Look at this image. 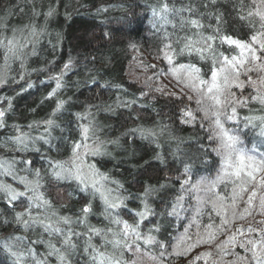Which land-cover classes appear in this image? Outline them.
I'll use <instances>...</instances> for the list:
<instances>
[{
  "label": "trees",
  "instance_id": "trees-1",
  "mask_svg": "<svg viewBox=\"0 0 264 264\" xmlns=\"http://www.w3.org/2000/svg\"><path fill=\"white\" fill-rule=\"evenodd\" d=\"M160 2L0 0V41L6 44L7 40L15 37L17 55L23 57L25 65L21 68V60L10 56L5 67V56L9 53L5 47H0V76L7 81L0 84V109L5 112L4 126L0 127V160L14 162L13 167L24 173L15 174L29 179L34 176L33 170L39 169L43 177L41 191L52 201L53 209L59 215L70 216L75 220L81 215V207L91 201L93 209L88 222L92 220L97 227L112 226L97 199L91 200L73 180L57 181L50 175V162L68 160L72 141H81L79 125L86 124L88 120H78L76 113H83L91 106L90 119H94L95 124L94 134H90L88 140L98 143L101 151V155L92 156L93 164L107 176L105 182L115 195L125 198L124 204L113 212L133 222L136 211L143 209L145 189L151 187L155 191L149 195L148 203L155 215H150L144 221L141 232L147 233L153 225L160 226V231L153 234L168 246L163 257L164 264H213V261L227 264L235 257L221 256L217 245L235 234L240 227L245 229V234L238 236V240L246 236L258 237V232L246 231L248 226L264 228L259 196L251 209V215H245L243 219L237 217L225 229L216 232L214 241L200 243L183 255L173 253L172 246L180 237L184 236L186 243H193L198 236H205L207 225L212 224L215 229L224 219L207 203L200 215L194 213L195 194L185 193L181 188L185 178L184 164H192L193 182L200 177L211 180L221 168L222 157L211 151L217 145L208 140V121L200 120L202 114H197L196 123H182L183 110H196L197 96L178 90L170 91L166 85L162 86V91H156V69L148 66H158L159 70L169 73L166 68L168 61L163 59L164 44L172 43L178 52L183 43H177L178 39L192 35L195 31L187 26L182 29L180 16L174 13L170 14L169 19L173 20L175 27L173 24L161 26L152 11L153 8H159ZM168 3L176 9L194 8V12H182L180 15L199 19L204 25L202 32L205 35L218 36L215 29L219 27L222 34L247 41L259 28L257 17L241 19L253 7L252 0H242L243 6L241 0H168ZM49 9H54L51 16L47 15ZM217 16L221 18L219 23ZM154 23L156 27H153ZM252 24H255V29ZM33 28L36 30L35 35L32 33ZM165 33L169 34L167 38ZM20 45L25 46L21 48ZM216 48L218 53L229 56L239 52L234 46L221 44L219 39ZM33 49L35 55H32ZM69 61L71 67L65 73L63 87L57 93L67 103L65 109L55 117L59 127L54 126L49 134L45 132L43 122L51 118L56 103L55 97L48 96L55 87L52 77L59 76ZM189 63L199 67L205 78L210 75V58L201 60L196 53H185L173 58V64ZM252 78H256L255 73ZM233 91L238 98L255 94L249 85L243 90L234 87ZM188 96L192 97L191 101L187 99ZM129 101L133 102L129 107L122 106ZM237 111L239 122L228 121L226 126L243 129L245 135L241 137V147L249 154L257 155V149L264 152V137L259 136V128H243L245 116L264 115L262 106L249 99L248 107H238ZM138 129H151L156 135L144 137L139 131H133ZM20 132L30 136L44 134L50 142L38 139L28 146V150L21 151V146L12 139ZM201 146L207 155H203ZM157 156L163 159H157ZM0 181L20 191L24 190V185L12 176L0 174ZM230 189V184L220 186L223 194H227ZM199 194L205 195L203 192ZM179 195H185L184 210L179 217L166 215ZM26 204L27 197L9 204L0 193V264H14L15 258L3 246L5 241L16 245L17 242L12 239L14 237L24 238L23 247H14V250L26 252L27 248H32L37 254L35 259H46L48 264H58L55 256L48 255L47 247L48 240L58 241L57 236H49L39 225L25 230L15 222V213L23 211ZM228 218L231 219L230 212ZM61 227H71L82 234L74 237L78 247L68 257L71 264H90L89 254L83 251L86 240L84 226L62 224ZM93 242L97 245L102 243L99 237L94 238ZM228 247L235 253L245 255L239 243ZM151 250L154 254L159 252L156 247ZM205 252L212 255L202 256ZM126 256H131V253H126ZM198 256L201 258L196 259ZM26 264H34V258L26 255Z\"/></svg>",
  "mask_w": 264,
  "mask_h": 264
},
{
  "label": "snow or ice",
  "instance_id": "snow-or-ice-1",
  "mask_svg": "<svg viewBox=\"0 0 264 264\" xmlns=\"http://www.w3.org/2000/svg\"><path fill=\"white\" fill-rule=\"evenodd\" d=\"M214 2V0H213ZM253 7L248 10L247 16H241V19H250L257 17L260 21L259 28L255 29V24L252 27L255 29L249 40H241L233 36L222 34L219 27L215 32L219 35H205L202 32L204 25L201 21L194 17H184L180 14L182 12H194L192 7L176 9L175 6H170L168 0H161L159 8H153V16L161 23V26L175 24L173 20L169 19L170 14L180 16V27L183 29L187 26L193 31L192 35H185L180 37L177 41H182V46L179 51L173 48L172 43H165L163 46V59L167 60L171 65L173 58L177 55H184L185 53L191 55L196 53L201 60L211 59L212 66L210 68V75L205 78V74L195 64H179L178 67L171 68V74L176 77L179 83L189 88L197 96L195 103L197 105L194 111L191 108L183 110L181 117L182 123L192 124L197 122V114L201 121H208L209 135L208 140L217 146L211 151L216 152L222 157V165L214 179L209 180L207 177H200L195 182L192 181L191 171L192 164L185 163L183 167V183L181 185L182 191L188 194H195L196 206L193 211L196 215H200L203 211L204 205L210 204L212 209L218 216L224 217L219 226L215 229L212 224L206 226L205 236L199 237L193 243H186L184 236L180 237L175 245L172 246L173 253L176 255H183L200 243H209L216 239V232L226 228L237 217L243 219L245 215H251V209L255 206L257 196H259V209L264 214V152H259L257 155L249 154L242 145V135H245L243 129L240 127H227L228 121L239 122L238 107H248L249 99L258 102L264 110V0H252ZM242 5V0H241ZM243 6V5H242ZM54 9H49L48 16L53 15ZM220 17L217 16V22H220ZM156 27V24H153ZM33 35L36 34L35 28L32 30ZM168 33H165L166 38ZM219 39L221 44H228L234 46L239 52L236 55H225L223 52H217L216 41ZM25 45H20L24 47ZM0 47H5L8 56H5V67H7V60L15 57L21 60L20 67L24 68L23 57L17 55V44L15 37L4 41H0ZM33 49L32 55H35ZM71 61L64 65V70L59 76H54L55 87L48 93V96L55 97V107L51 113V118L43 122L45 125V132L50 134L51 129L59 127L55 117L64 109L67 101L60 99L57 96L58 91L63 87V77L70 69ZM148 67L154 68V65ZM183 72V76L179 75ZM256 74V78H252V74ZM244 76L245 79H241ZM7 83L3 76H0V84ZM249 85L254 95L237 97L233 88L240 90L245 89ZM31 87V85H29ZM156 91H162L157 88ZM175 94V93H173ZM189 101L192 100L188 96ZM131 101L124 102L122 106L129 107ZM10 106V104H9ZM89 110L83 113H76L78 120L87 119L86 124H80L81 141H72L71 156L65 161H51L50 175L57 181L61 180H76L82 186L81 190L87 192L89 185L94 190L92 195L99 193L100 198L105 205L104 215L109 220L112 226L97 227L88 222L89 214L92 212L93 205L89 201L85 203L81 209V215L75 220L70 216L59 215L53 209L52 201L48 199L44 192L41 191L43 187L41 181L43 177L39 169H35L34 176L29 179L27 176H17L13 169L14 162L0 161V174L12 176L13 179H18L24 185V190L20 191L11 184L0 181V193H2L9 204H14L22 197H27V204L23 211L15 213V222L21 225L25 230L33 226H41L49 236H57V242L52 240L47 241L48 255L55 256L58 264H71L69 255L78 247L74 237L82 235L71 227L62 228L61 225L81 224L86 231L83 233L86 236L83 251L89 254L90 264H164L163 257L167 251L168 246L159 241L153 233L160 231L159 225H153L148 229L147 233L141 232V225L150 216L155 215L151 206L148 203L149 195L155 189L149 187L144 191L143 209L136 211L133 222L123 219L119 214L112 210L118 209L124 204L125 198L120 195H113V189L106 188L102 181L107 179V176L100 173L95 165H88V172L83 170V157L89 152L91 155H101L98 147H91L86 143L90 134H94V119ZM111 110V109H108ZM251 111V110H250ZM4 110L0 109V127L4 126L3 117ZM259 128V136L264 137V115H249L243 118V128ZM31 127V126H30ZM203 127V123H201ZM144 137L155 136L156 133L151 129H138ZM13 141L20 145L21 151L28 150V140H43L49 143L48 136L41 134L39 137H30L28 133L20 132L12 138ZM255 147V146H254ZM85 149V152H81ZM39 151V149H35ZM203 155L208 153L204 151L201 146ZM157 159H163L157 156ZM80 161V163H77ZM30 163V162H26ZM99 177V179H96ZM118 183V182H117ZM231 185V189L227 194H223L220 186ZM185 185L189 187L185 188ZM122 187V185H119ZM163 187V186H161ZM203 192L205 195L201 196L199 193ZM31 193V194H29ZM71 196V193L68 194ZM245 196L247 199L245 200ZM207 198V199H206ZM185 195H179L175 198L170 211L166 213L168 216L179 217L182 210H184ZM242 207V211L240 210ZM35 211V214H33ZM229 212L231 219L228 218ZM55 217V219H53ZM264 223V222H262ZM248 233H259L257 236H246L243 240H238V236L245 234V229L240 227L235 234L229 235L227 240L222 241L217 247L220 249L221 256L232 255L234 260L228 261L227 264H264V228H253L248 226L246 229ZM187 232V229L185 230ZM99 237L102 241L97 245L94 243V238ZM17 242L16 245L3 242L4 248L15 258L14 264H26V255L34 258V264H48L46 259H35L36 252L32 248H27L26 252L21 250H14V247L19 249L23 247V237L12 238ZM141 241L143 244H141ZM239 243V247L244 249L245 255L233 252L228 246ZM147 247H144V246ZM184 245L181 250V246ZM153 247L159 249L158 254H154L151 250ZM111 249V250H109ZM126 253H131V256H126ZM172 253H169L171 255ZM202 256H211L210 252L201 254ZM198 256L196 259H200ZM213 264H217L213 261Z\"/></svg>",
  "mask_w": 264,
  "mask_h": 264
},
{
  "label": "rangeland",
  "instance_id": "rangeland-1",
  "mask_svg": "<svg viewBox=\"0 0 264 264\" xmlns=\"http://www.w3.org/2000/svg\"><path fill=\"white\" fill-rule=\"evenodd\" d=\"M168 66V67H167ZM179 64H166V68H168V71L169 73L167 72H163L164 70H159L158 69V66H155L154 69H156V77H157V80H158V86L157 88H162L163 85H166L168 87V89L170 91H173V90H178V91H181V92H184V93H190V94H194L196 95L194 92H192L189 88L185 87L182 83H179L176 79L175 76H173L171 74V68L172 67H178ZM179 75L183 76V72L181 71L179 73ZM30 136V135H29ZM30 137H39L38 135H31ZM38 141V139L36 140H28L27 141V144L28 146L32 143H36ZM86 143L88 145H90L91 147H98V143H94L92 141H89L87 140ZM82 153L85 152V149H81L80 150ZM92 156L91 153L89 152L88 154H86L84 157H83V170L85 173L88 172V165H94L93 164V159H92ZM0 161H3V162H8L7 160L5 159H1ZM11 163V162H9ZM77 163H80V161H77ZM14 169V172L17 174V175H23L24 173L22 172L21 169L19 168H16V167H13ZM96 179H99V177H96ZM74 182H76L78 184V186H80V189L82 188V186L79 184L78 181L76 180H73ZM103 185L106 187V188H111L107 185V183L105 182V180L102 181ZM112 189V188H111ZM94 192V190L91 188V186L89 185V189L88 191L86 192V194L90 197L91 200H95L97 199L101 204H102V209L105 210V205H104V202L103 200L100 198V195L99 193H96L95 195H92V193ZM113 195L115 196V193L113 191ZM113 211V210H112ZM91 224H95L92 220H90Z\"/></svg>",
  "mask_w": 264,
  "mask_h": 264
}]
</instances>
